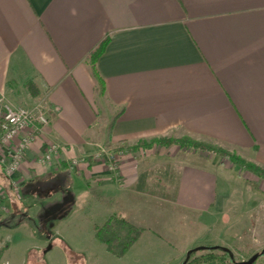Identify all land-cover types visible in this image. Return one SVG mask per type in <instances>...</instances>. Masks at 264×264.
<instances>
[{
    "label": "crops",
    "instance_id": "0c3cea01",
    "mask_svg": "<svg viewBox=\"0 0 264 264\" xmlns=\"http://www.w3.org/2000/svg\"><path fill=\"white\" fill-rule=\"evenodd\" d=\"M105 38L100 95L86 57ZM0 94L15 107L55 108L13 175L18 193L0 168V258L19 257L58 236H38L26 210L64 191V180L74 208L106 200L131 208L149 163L175 162L180 151L129 150L139 141L189 139L264 167V0H0ZM50 143L57 155L37 161ZM106 144L115 160L98 155ZM206 156L157 172L162 182L176 177L173 205L233 224L235 208L264 204L263 178ZM24 238L34 242L19 249Z\"/></svg>",
    "mask_w": 264,
    "mask_h": 264
},
{
    "label": "rangeland",
    "instance_id": "374dc122",
    "mask_svg": "<svg viewBox=\"0 0 264 264\" xmlns=\"http://www.w3.org/2000/svg\"><path fill=\"white\" fill-rule=\"evenodd\" d=\"M122 148L119 152L125 153L126 145ZM160 148H165V152L170 154L178 151L177 148L180 151L176 154L174 163H170L167 159L151 162L155 165L149 163L151 176L148 178L145 192L135 193L133 206L126 208L125 212H122L123 210L120 212L119 203L116 201L110 203L109 200H106L105 206L102 207L96 203H84L74 208V196L65 191L66 180L59 185L64 191L56 190L51 197L49 194V197L47 195V197H35V202L33 204L30 202L26 211L28 215L29 212L34 214L39 232L37 235L49 236L52 231H57L58 236H55L53 241L38 242L35 251L26 252L19 257L5 252L0 258V264H14L17 258L22 263L29 255L28 264H181L186 259L187 252L198 246L213 248L192 253L184 264H240L259 253L264 248L263 203L257 204L254 210L237 211L236 208L232 210L230 221H236L233 224H225L222 221L213 223L207 216L173 205L175 176L166 178L164 182L157 177V172L164 170L162 168L172 167L174 174L178 164L197 161L201 154L207 153L203 160L207 164H220L222 169L232 166L229 158L208 150L182 146L180 143L171 145L153 143L148 146L138 144L137 147H130L129 150L143 149V153L150 155L155 149ZM100 149V153L107 155L108 159L111 156L113 160L116 159L107 144ZM194 152L196 154L192 155ZM55 181L54 178H50L49 183L54 184ZM240 212L241 217L237 219V213ZM108 217L115 218L112 221V232L103 230L102 233L105 237L113 239L112 248L115 251L120 250L119 243H125L129 237H135L121 255L111 253L107 250V246L95 237V226L103 227ZM26 218L27 215L22 216L21 220ZM121 218L133 225L135 230L119 223L117 219ZM33 242V240L26 242L24 238L18 244L19 249ZM49 243H51L50 249ZM215 246L225 247L229 253L214 248ZM76 256L80 257L76 258ZM252 264H264V254L259 255Z\"/></svg>",
    "mask_w": 264,
    "mask_h": 264
},
{
    "label": "built area",
    "instance_id": "2783aa9c",
    "mask_svg": "<svg viewBox=\"0 0 264 264\" xmlns=\"http://www.w3.org/2000/svg\"><path fill=\"white\" fill-rule=\"evenodd\" d=\"M49 110L55 108H51L45 101H40L32 108L15 107L0 94V168L10 180L15 193L19 192V184L13 179V175L19 169L31 142L48 126ZM58 151L59 146L50 143L37 161L50 162ZM108 160L112 161V156ZM114 167L110 164L111 170H114Z\"/></svg>",
    "mask_w": 264,
    "mask_h": 264
},
{
    "label": "trees",
    "instance_id": "16d2710c",
    "mask_svg": "<svg viewBox=\"0 0 264 264\" xmlns=\"http://www.w3.org/2000/svg\"><path fill=\"white\" fill-rule=\"evenodd\" d=\"M108 39L105 38L101 43H99L93 50H91L87 57H86V61H87V64L91 70V73L96 81V85H97V90H98V93L100 95H103L104 94V90H105V87H104V82L103 80L101 79V77L99 76L98 72H97V69H96V61L98 59V57L102 54V52L104 51V48H105V45L107 43ZM26 86L29 88L30 92H31V95L34 96L36 94L35 92V89L34 88V85L31 81L27 82L26 83ZM153 143H160V144H173V143H180L182 146L183 145H188V146H192V147H195V148H199V149H202V150H208V151H211L221 157H224V156H227L229 158V160L231 161V163L235 166V167H238L242 170H246V171H249L251 173H253L254 175L260 177V178H263L264 179V167L256 164L255 162H252V161H249V160H246L244 159L243 157L237 155V154H234V153H231L230 151H228L227 149H222L218 146H213V145H209V144H203V143H198L196 141H193V140H189V139H171V138H157V139H152L150 141H139L137 143V145L135 146H132L131 148L133 147H137L138 144L139 145H143V146H148L150 144H153ZM121 150V149H120ZM115 218L113 217H110L106 223L104 224L103 227H97L95 226V237L98 238L102 243H104L106 246H107V250H109L111 253L113 254H118V255H121L127 248L130 244H132V242L135 240V237L132 236V237H129L128 240L126 239L125 243H119L118 246L121 247L120 250H117L115 251L114 248H112V243H113V239L109 238V237H105L103 235V230H107L109 232H112V221L114 220ZM117 221L123 225H126L127 227H129V229H134L135 230V227L131 224H129L128 222H126L125 220H123L122 218L121 219H117ZM213 247L211 246H198V247H195L193 249H191L187 255H186V259L181 263V264H184L188 258L190 257V255L198 250H204V249H211ZM214 248H218L222 251H225L226 253H229V250L226 249L225 247H222V246H215ZM117 249V248H116ZM258 256L259 255H262L264 254V248L259 252L257 253ZM77 257H80V256H76Z\"/></svg>",
    "mask_w": 264,
    "mask_h": 264
},
{
    "label": "water",
    "instance_id": "95a60500",
    "mask_svg": "<svg viewBox=\"0 0 264 264\" xmlns=\"http://www.w3.org/2000/svg\"><path fill=\"white\" fill-rule=\"evenodd\" d=\"M50 244H51V243H49V247H48L49 249H50V247H51ZM189 251H190V250H189ZM189 251H188V252H189ZM188 252H187V253H188ZM257 257H258V254H254V255H253L251 258H249L247 261H242L240 264H252L253 261H254Z\"/></svg>",
    "mask_w": 264,
    "mask_h": 264
}]
</instances>
